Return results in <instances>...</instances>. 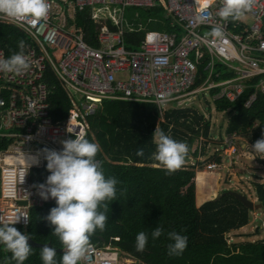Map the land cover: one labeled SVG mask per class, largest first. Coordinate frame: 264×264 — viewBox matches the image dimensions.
Here are the masks:
<instances>
[{
  "label": "built area",
  "instance_id": "1",
  "mask_svg": "<svg viewBox=\"0 0 264 264\" xmlns=\"http://www.w3.org/2000/svg\"><path fill=\"white\" fill-rule=\"evenodd\" d=\"M45 20L31 16L16 19L0 15V22L12 24L29 38L25 54L31 67L15 74L0 72V138L8 140L0 149V221L22 215L16 225L30 224V208L56 202L40 195L31 171L45 165L43 149H62V141L75 138L73 129L86 136L88 118L101 107L103 99H125L157 105L163 118L164 103L158 95L170 92L168 102L216 89L215 100L235 102L253 89L244 102L249 108L264 95V0H255L240 20L227 21L218 16L222 0H215L201 11L202 0H48ZM119 5L163 6L172 17L173 32L150 31L136 47H129L123 18L112 28L98 12ZM96 8L92 14L95 32L77 24L80 11ZM198 15L209 17L206 23ZM250 19V22L247 20ZM223 26L225 35H209L214 25ZM92 37V42L88 38ZM0 55L8 58L0 47ZM52 70L65 87L71 106L66 118L55 120L51 114L47 71ZM206 72L202 79V71ZM229 74L227 77L222 75ZM202 79L201 83L197 81ZM197 84V85H196ZM219 88V91H217ZM258 124V122H256ZM264 132V122L262 123ZM218 155L237 152V133ZM231 149L232 152L229 150ZM230 152V153H229ZM221 163H207L218 169ZM25 201L27 204H20ZM28 217L25 223L24 217ZM112 239L100 245L90 242L80 264H133L136 259L117 247Z\"/></svg>",
  "mask_w": 264,
  "mask_h": 264
},
{
  "label": "trees",
  "instance_id": "2",
  "mask_svg": "<svg viewBox=\"0 0 264 264\" xmlns=\"http://www.w3.org/2000/svg\"><path fill=\"white\" fill-rule=\"evenodd\" d=\"M153 9L155 12L163 11L159 12L163 17L162 23L172 22L171 15L167 14L163 6L158 5ZM95 12L96 8L84 11L88 32L92 34L95 32L92 16ZM103 12L107 10L103 9L98 15L101 16ZM79 14L80 11L76 19L78 22ZM150 14L148 11L146 15ZM111 27L116 28L114 25ZM125 34L128 46L136 47L143 40L145 30H126ZM21 40L25 45L29 43L28 36L21 29L0 22V47L5 49L8 56L20 50ZM92 40L89 36L88 41L91 43ZM205 74L206 72L202 71V79ZM222 76L227 77L229 74ZM46 79L49 83L52 117L55 120L64 119L71 106L66 89L52 70L47 71ZM202 79L198 80L197 84L201 83ZM205 91H209L213 96L216 93V89ZM252 91L253 89L247 88L235 102L225 99L216 102L219 110L233 112L227 125V132L240 133L242 136L246 133L245 137L249 140L248 150L240 153L264 166V158L251 149L263 132L264 95L259 94L254 105L247 108L244 102ZM89 120L91 128L86 138L100 145L102 151L96 158L103 161L106 178L115 177L120 181L117 185V199L107 202L106 228L104 231L97 230L90 237V242L104 245L111 238L119 237L118 241L112 239L113 243L143 264H264V237L260 238L264 221L262 224L255 222V232L242 233L243 227L253 223L252 209L231 194L211 199L217 194V172L202 170L197 173L206 163L213 160L222 163L223 158L218 155V151L214 154L207 152L210 145L208 138L212 137L211 122L199 109L169 108L165 110L162 118L154 103L103 99L101 107L89 117ZM155 129L163 130L177 141L186 142L189 147L186 163L172 174H167L152 157L156 151ZM198 136L207 140L200 150L197 148L192 152V146ZM8 144V140L2 141L0 138V149L6 148ZM141 148L144 155L137 156L136 151ZM198 156H205V159L202 161L200 158L201 162L198 164L189 163L191 157ZM46 164L45 160L43 167L31 171L34 182H46L49 174ZM255 185L257 203L261 206L253 210L263 212L264 216V183L255 182ZM197 199L198 202L210 200L198 206ZM54 206L56 202L32 206L30 224L27 227L20 225L15 227L36 242H51L57 250L56 260L59 264L63 254L59 250L63 249V245L58 236L52 233L54 226L45 219ZM156 227H162L164 234L153 239L151 233ZM141 231L149 236L146 248L142 252L137 251L135 246L136 236ZM171 231L188 238L187 247L179 256L168 253V245L173 241L168 238L167 233ZM231 234L233 240L230 241ZM253 236L258 239L249 238ZM31 246L33 253L24 264H43L40 256L42 247ZM6 257L10 258L11 253L6 252L4 245L0 244V264H6ZM11 264H15V261H11Z\"/></svg>",
  "mask_w": 264,
  "mask_h": 264
},
{
  "label": "clouds",
  "instance_id": "3",
  "mask_svg": "<svg viewBox=\"0 0 264 264\" xmlns=\"http://www.w3.org/2000/svg\"><path fill=\"white\" fill-rule=\"evenodd\" d=\"M197 2L200 3V0ZM214 2L215 0H202L201 11L211 7ZM254 4L255 0H222L218 16L225 21L229 18L240 20ZM48 12V0H0V15L12 19L31 16L34 20L40 21L47 18ZM208 19L207 15L197 17L199 23H206ZM209 35L217 39L223 38L225 35L223 26L214 25ZM25 47V42L21 40L19 51L8 58L0 55V72L21 74L28 71L31 63L25 54ZM170 97V92H163L158 95L157 100L163 104L168 102ZM67 131L74 134L75 138L62 141V149H43L47 161L46 168L50 174L46 182L40 184L38 188L43 199L51 197L56 201V206L50 209L45 219L54 226L52 233L58 236L63 245L59 264H80L88 251L90 237L97 230L104 231L106 228L107 202L117 199V185L120 181L115 177L106 178L103 161L96 158L102 151L98 143L89 141L85 135L77 134L73 129L68 128ZM154 143L156 151L152 157L167 174L182 168L189 153L186 142L177 141L163 130L155 129ZM251 149L264 158V132ZM136 155L143 156L144 150L138 149ZM206 169H209L207 165ZM21 217L22 215L17 214L6 221H0V244L4 245L6 252L11 253L10 258L6 257V264H11V261H15V264H24L33 253L29 235L15 227ZM23 217L27 223L28 217ZM162 234L164 229L156 227L151 236L157 239ZM167 235L173 241L168 245L169 255H181L187 247V236L175 231L168 232ZM148 239L146 232H139L136 236V250L144 251ZM40 256L43 264H58L57 250L48 244L42 247Z\"/></svg>",
  "mask_w": 264,
  "mask_h": 264
},
{
  "label": "rangeland",
  "instance_id": "4",
  "mask_svg": "<svg viewBox=\"0 0 264 264\" xmlns=\"http://www.w3.org/2000/svg\"><path fill=\"white\" fill-rule=\"evenodd\" d=\"M111 10L116 13L117 10L120 11L121 7L118 5H111ZM122 10V9H121ZM155 9L148 8V7H139V6H128L125 9V19L134 28L142 27L144 30H164V24L162 23L163 17L162 14L159 12H155ZM150 11V15H146L147 12ZM155 12V13H154ZM250 22V19L247 20ZM181 104V105H179ZM176 106H184V107H193L199 109L200 112H202L207 119L211 122V134L212 137L208 138L210 141V145L207 148V152L209 151L210 154H214L216 151V148L219 150H222L225 147V142L230 140V135L227 132V125L229 122V119L233 116L232 111H224L219 110L217 108V102L215 100V97L209 92L204 91L200 92L198 94H194L193 96L180 99L177 101H171L164 103L163 107L168 109L171 107ZM257 125V124H256ZM246 133L243 134V136L240 133H237V138L235 137L234 140L236 141V149L237 152H232L231 149L229 150L230 154L226 155L222 158L221 167L218 169H211L213 173L217 172L218 179H217V194L223 193L225 191L229 190H236L238 192H241L245 194L248 198L252 199L255 204L257 203V196H256V185L255 182L264 183V166L260 165L256 160L247 158L246 156H243L240 151L248 150V143L249 140L245 137ZM207 139L205 137H199L196 138L194 141V144L192 146V152L193 150H197V148H201V146H204V142ZM193 157V156H192ZM189 159V163H196L198 164L200 158H202V161L205 159L204 157H194ZM186 163V161H185ZM184 163V164H185ZM207 165V163H206ZM205 165V166H206ZM201 168L202 170H208L206 167ZM200 171V170H199ZM197 171V172H199ZM197 176V174H196ZM197 186V181H196ZM208 200V199H207ZM198 202V200H197ZM201 203L202 202H198ZM260 207V206H258ZM251 212L254 214V218L252 220V224L245 226L241 229L242 233L251 234L255 232V222L262 224L264 221L263 212L251 210ZM263 233L260 235V238L264 237V223H263ZM230 241L233 240V235H229ZM249 238H257L258 237H249ZM241 240H244L243 238H239ZM130 264H133L131 262ZM135 264H143L141 261H136Z\"/></svg>",
  "mask_w": 264,
  "mask_h": 264
},
{
  "label": "crops",
  "instance_id": "5",
  "mask_svg": "<svg viewBox=\"0 0 264 264\" xmlns=\"http://www.w3.org/2000/svg\"><path fill=\"white\" fill-rule=\"evenodd\" d=\"M119 6V5H118ZM121 7V6H120ZM139 7H142V6H139ZM148 8H153V7H148ZM122 9V8H121ZM120 9V11L119 10H117V12L116 13H114L112 10H111V7L107 10V12H103L102 13V15L100 16L99 15V17L102 19V20H104V21H106L110 26H113L114 25V20L116 19H120V18H123V21H124V27H125V30H135V29H142V30H144L142 27H138V28H134V27H132L131 25H129V23L126 21V19H125V10L124 11H122ZM126 9V8H125ZM101 11H103V9L101 10ZM100 11V12H101ZM99 12V13H100ZM168 14V13H167ZM167 16V15H166ZM165 16V17H166ZM166 18H168V17H166ZM77 24L78 25H80V26H83V28H85V30H88L89 28H88V26H87V24H86V21H85V19H84V17H83V14H79V22L77 21ZM164 24V30H149V31H146L145 30V34L147 33V32H150V31H159V32H173L175 29H174V27L172 26V24H171V22L170 23H163ZM169 25V26H168ZM145 37V36H144ZM117 100H120V99H117ZM179 105H181V104H179ZM179 107H184V106H176V107H171V108H179ZM169 109V108H168ZM165 110H167L166 108H165ZM88 123H89V128H88V130H87V132L90 130V128H91V123H90V120L88 119ZM200 136H198V138H199ZM202 137V136H201ZM216 149H218V148H216ZM213 161H216V160H213ZM218 162V161H217ZM219 163V162H218ZM37 169V168H36ZM199 171V170H198ZM201 171V170H200ZM198 173V172H197ZM49 174H50V172H49ZM48 174V175H49ZM43 183H45V182H43ZM198 200V199H197ZM208 200H210V199H208ZM205 201H207V200H205ZM205 201H203L202 202V204L205 202ZM201 203H198L197 202V205L198 206H200V205H202ZM124 252V251H123ZM128 254V253H127ZM130 255V254H129ZM134 258V257H133ZM136 261H138L137 259H136Z\"/></svg>",
  "mask_w": 264,
  "mask_h": 264
},
{
  "label": "water",
  "instance_id": "6",
  "mask_svg": "<svg viewBox=\"0 0 264 264\" xmlns=\"http://www.w3.org/2000/svg\"><path fill=\"white\" fill-rule=\"evenodd\" d=\"M227 194H231L233 196H235L237 199H239L245 206H247L250 209H254L257 208L258 206H261V204H255L254 201L250 198H248L245 194L238 192L236 190H229V191H224L223 193H218L216 194V196H214L211 199H218L221 196L227 195ZM20 204L25 205L27 204L25 201H21ZM29 244L33 245V246H40L43 247L45 244H48V246L53 247L51 242L48 243H40V242H36L34 239H32L31 236H29ZM59 251L63 252V249H60Z\"/></svg>",
  "mask_w": 264,
  "mask_h": 264
}]
</instances>
